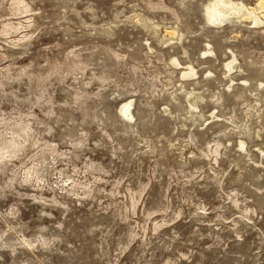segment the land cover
Masks as SVG:
<instances>
[{
	"label": "rangeland",
	"instance_id": "obj_1",
	"mask_svg": "<svg viewBox=\"0 0 264 264\" xmlns=\"http://www.w3.org/2000/svg\"><path fill=\"white\" fill-rule=\"evenodd\" d=\"M219 1L0 0V264H264V0Z\"/></svg>",
	"mask_w": 264,
	"mask_h": 264
},
{
	"label": "bare ground",
	"instance_id": "obj_2",
	"mask_svg": "<svg viewBox=\"0 0 264 264\" xmlns=\"http://www.w3.org/2000/svg\"><path fill=\"white\" fill-rule=\"evenodd\" d=\"M212 4H214V2ZM225 4H226L225 1L221 0V2L219 1L215 5H211L212 8H210V10L207 9V16L210 20L213 21V23H215L217 25H221L223 22L226 21V20L223 21L225 18H228V16H230V15H233V18H234L235 17L234 15L237 14V12L235 10L236 9L235 5H237V4H235L234 6L232 4H231L232 6H228ZM222 5H225V6H222ZM240 10H241V8H240ZM237 17H240V16H237Z\"/></svg>",
	"mask_w": 264,
	"mask_h": 264
}]
</instances>
